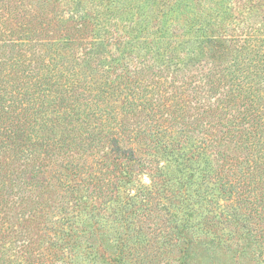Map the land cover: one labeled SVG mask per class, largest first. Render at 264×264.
Segmentation results:
<instances>
[{"label": "trees", "instance_id": "obj_1", "mask_svg": "<svg viewBox=\"0 0 264 264\" xmlns=\"http://www.w3.org/2000/svg\"><path fill=\"white\" fill-rule=\"evenodd\" d=\"M263 3L264 0H244L242 7L247 6L246 12H251ZM233 9L232 0H0V264H74L64 257L62 240L68 235L69 243L80 247L76 244L80 233L77 229L75 234L67 233L74 219H66L65 214L78 206L77 201L72 202L76 197L82 201V187L89 195L95 191L96 197L105 193L95 184L94 190L88 184L81 187L77 179L82 173H90L93 163L100 164L94 160L97 156L102 166L109 158L115 162L117 156L137 160V151L141 153L139 166L150 165L156 152L170 154L175 163L194 162L198 157L195 166L201 171L189 173L190 180L183 178V182L180 177L179 182L185 187L194 183L191 189L198 196L194 201L200 205L205 201L213 203L218 146V114L211 101L217 86L213 24L222 13L235 21V26L240 25ZM64 10L71 11L65 19ZM249 16L250 13L245 18ZM230 32L228 29L225 40L235 45L240 42L241 51L264 43V35L259 36L254 29ZM55 40L60 47L56 51L52 49ZM110 46L117 53H112ZM65 47L81 64L88 58L101 60L103 52L111 53V60L134 52L148 59L156 57L155 60L192 71L185 82L191 84L198 79V86L206 94H193V110L182 98L180 106L152 107L151 102H145L137 108L132 95L142 82L136 83L139 77L125 76L130 69H120L109 80L102 71L79 78L73 63L58 64L55 58V52ZM236 52L231 64L235 70L241 69ZM200 54L206 55L204 61ZM231 65L225 68L228 81ZM156 66L159 68L160 63L151 64ZM95 76L107 92L101 102L90 100L96 95L91 92ZM118 84H127L125 95L115 93L114 86ZM113 119L117 121L112 132ZM151 124L165 126L175 137L163 143L157 132L150 131ZM189 142L193 150L185 149ZM236 142L237 147H248L246 140ZM133 165L127 163L126 168L130 170ZM231 167L227 168L228 181L232 176L236 179L234 184L229 183V189H235L237 208L240 215L245 214L236 221L248 229L253 221L264 222V198L251 196L262 178H254L258 185L254 183L249 195L250 189L243 187L245 182L240 177L243 174L237 177L240 168ZM252 169H256L254 165ZM98 170L101 180L104 171ZM193 175L197 177L194 180ZM69 176L71 182H64ZM198 181H203L206 190H201L202 183ZM231 220L223 221L230 226ZM190 221L192 226L196 224L193 218ZM230 229L237 234L236 226ZM198 231L202 233L195 230L192 235ZM80 232L85 234L84 230ZM128 235L116 236V246L119 242L125 246ZM118 253L112 259L125 264L122 250Z\"/></svg>", "mask_w": 264, "mask_h": 264}, {"label": "rangeland", "instance_id": "obj_2", "mask_svg": "<svg viewBox=\"0 0 264 264\" xmlns=\"http://www.w3.org/2000/svg\"><path fill=\"white\" fill-rule=\"evenodd\" d=\"M243 1L232 0L234 7L232 14L240 20V25L235 26V21L226 19L222 13L216 17L213 24L216 30L214 64L217 86L211 101L216 105L218 114L215 182L211 190L215 194L213 203L205 201L200 205L194 201L198 198L196 191L191 189L195 186L194 183L191 186L186 184V187L182 183L183 178H187L189 173L201 171L195 166L198 157H195L194 162L181 160L175 163L170 154L156 152L155 157L150 160L152 162L150 165L139 166L138 157L141 153L137 151L134 155L137 160L128 161L122 156H117L115 162L109 158L102 166V159L97 156L94 160L100 164L93 163L94 168L91 172L89 170L90 173H82L77 179L81 180L82 183L79 184L81 187L82 184H88L90 190H94L95 184L105 193L96 197L95 191L93 195H89V191L82 187L79 191L83 195L82 201L77 197L72 201H77L78 206L65 214L66 219H74L72 229L68 228L67 233L75 234L74 229H77L80 237L76 244L81 246L74 247L69 243L71 237L64 235L62 247L65 258L74 261V264H119L112 258L120 255L118 252L121 249L125 264H264V222L253 221L248 229L240 227V221L236 219L245 214L240 215L237 208L235 189H229V183L234 184L236 177L230 176L231 181H228L226 175L230 166L231 169L234 165L240 168L237 177L243 174L240 177L245 182L243 187L248 188V191L250 189L249 195L251 187L258 185L254 178H262L261 185L257 186L251 196L261 195L264 198V192L259 193L264 185V43L241 51L240 42H236L235 45L234 41L225 40V37L229 36L228 29L232 34L241 32V29L243 31L254 29L259 36L264 35V3L259 7H253L251 12H246L247 6L242 7ZM226 6L229 4L226 3ZM70 13L71 11L64 10L62 18H67ZM249 13V18H245ZM59 48L55 40L52 49L56 51ZM234 48H238V51L236 52ZM110 50L117 53L114 46H110ZM246 51L247 54H243ZM235 52L241 59H239L241 69L237 70L231 65ZM55 54L58 64L73 63L79 78L82 76L86 79L102 71L109 80L120 69L121 72L130 69L125 76L139 77L136 83L142 82L140 86H136L138 92L132 95L137 108L145 102H151L152 107L180 106L182 98L188 100V106L193 110L195 103V97L191 98L193 94L197 92L201 97L206 94V90L198 86L201 84L198 79L191 84L185 82L190 79L189 74L192 71H184L165 60H155L156 57L148 59L143 53L123 54L119 59L111 60V53L103 52L101 60L93 61L88 58L87 63L82 64L78 63L77 56L69 47L61 48ZM200 55L204 61L206 55ZM158 62L159 68L151 67V64ZM229 65L232 71H229L228 81L225 68ZM92 81L96 82L91 92L96 95L90 100L92 102L93 99L99 102L105 100L107 92L100 84V80L95 76ZM127 84L123 87L122 84L115 85V93L119 96L125 95ZM185 84L188 86L185 87ZM111 103L116 104L112 101ZM244 109L248 110L249 116L245 114ZM107 116L110 118L109 114ZM116 121L112 120V132L116 128L114 127ZM150 127H153V124ZM164 127L154 126L150 131L157 132L162 142L167 144L169 139L175 136ZM231 135H234L232 137L234 139ZM242 140L247 141V148L237 147L236 141ZM131 144L134 146L133 142ZM190 145V142L185 144V149L193 150L194 146ZM173 155L175 156V151ZM183 157L186 158V155ZM145 160H148V156ZM127 163L134 164L130 170L126 168ZM253 165L256 169H252ZM99 168L104 171L101 180ZM180 177L182 182H179ZM195 178H197L195 175L191 177L192 180ZM64 182H71L70 176L64 179ZM198 182L202 183L201 190H206L203 181ZM191 201L195 203L186 205V202ZM57 217L59 215L54 216ZM191 218L196 223L193 226ZM229 219H232V222L230 226H226L228 223L223 220ZM231 226H236L237 234L230 229ZM81 230H84L85 234L80 232ZM195 230L202 233L198 231L197 235L193 236ZM125 234H129L125 239L127 244L124 246L119 242L116 246V236L123 237Z\"/></svg>", "mask_w": 264, "mask_h": 264}]
</instances>
